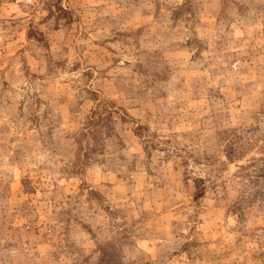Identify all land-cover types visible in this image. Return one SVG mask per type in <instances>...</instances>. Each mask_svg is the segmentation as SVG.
<instances>
[{"label":"clouds","instance_id":"1","mask_svg":"<svg viewBox=\"0 0 264 264\" xmlns=\"http://www.w3.org/2000/svg\"><path fill=\"white\" fill-rule=\"evenodd\" d=\"M104 252L264 264V0H0V264Z\"/></svg>","mask_w":264,"mask_h":264},{"label":"rangeland","instance_id":"2","mask_svg":"<svg viewBox=\"0 0 264 264\" xmlns=\"http://www.w3.org/2000/svg\"><path fill=\"white\" fill-rule=\"evenodd\" d=\"M107 53H110L111 50L107 49L105 50ZM101 103H103V101H101ZM111 103V102H109ZM94 123L98 124V125H102L103 123V116L97 118ZM77 152H79V147L77 146ZM111 255L108 252H104L102 254V256L100 257V264H111Z\"/></svg>","mask_w":264,"mask_h":264}]
</instances>
